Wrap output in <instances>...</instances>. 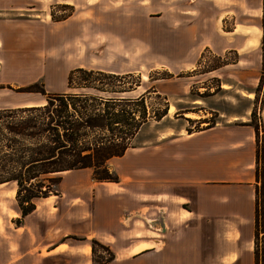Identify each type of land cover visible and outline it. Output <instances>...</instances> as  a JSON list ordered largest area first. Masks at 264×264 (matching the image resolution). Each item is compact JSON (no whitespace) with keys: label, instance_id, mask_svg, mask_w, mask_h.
<instances>
[{"label":"crops","instance_id":"crops-1","mask_svg":"<svg viewBox=\"0 0 264 264\" xmlns=\"http://www.w3.org/2000/svg\"><path fill=\"white\" fill-rule=\"evenodd\" d=\"M54 2L86 7L87 37L94 36L96 20L107 33L103 36L140 37L143 14L161 23L158 36L222 39L216 54L232 48L242 52L244 46L239 47L234 39L245 42L261 36L250 29L255 24L248 25L255 22L254 17H249L250 0L245 4L238 0ZM41 3L0 0L1 53L10 48L29 49L31 38L48 36L50 12H44L43 18L29 13ZM75 18L72 14L61 20L70 22L68 28L56 25L60 26L61 37L80 36ZM112 23L118 32L112 30ZM40 45L37 42L34 46ZM63 51H57L58 66L63 72L82 66L74 60L68 65ZM33 58V62H20L10 68H41L40 56ZM4 60L5 56L2 69L7 66ZM258 78L259 75L256 81ZM3 82L0 89L12 91L16 89L13 86L25 83L15 84L11 79ZM32 94L38 99H9L0 107L43 101L39 93ZM260 116L258 132L246 116L240 121L226 120L186 134L162 135L148 145L131 146L115 158L111 167L118 181L95 180L90 168L62 172L58 193L36 198L35 208L26 216L21 218L16 202L21 221L16 228L29 238L24 250L29 261L40 264L45 257L61 264H92L91 239H96L114 253L108 264H255L256 189L260 186L256 152L260 141H264V105ZM258 238L264 249V228ZM17 242L0 245V250L8 254L0 264L18 259L14 254ZM21 253L18 244L16 254ZM35 254L40 257L34 258Z\"/></svg>","mask_w":264,"mask_h":264},{"label":"rangeland","instance_id":"rangeland-1","mask_svg":"<svg viewBox=\"0 0 264 264\" xmlns=\"http://www.w3.org/2000/svg\"><path fill=\"white\" fill-rule=\"evenodd\" d=\"M117 1L122 2V0ZM238 1H242L243 4L246 2V0ZM41 2V7L30 10L29 13L32 17L43 18L44 12H50L52 21L49 22L48 36L31 38L29 49L10 48L5 53L0 52V65L2 66L1 61L4 56L7 65L3 69L0 67V84H5L4 80L11 79L15 84L25 82L22 86L38 82L49 92L66 89L63 92L106 95L94 89L67 88L68 74L77 66L68 68V72L62 71L58 66L57 51L63 49L62 56L67 59L68 65H72L71 60H74V63H82L80 67L103 69L120 75L132 73L131 77L125 79V83L121 84L119 81L114 83H116V89L128 86L133 88L122 93L125 97L139 100L141 95L144 96L143 100L148 111L147 119L131 140L133 146L148 145L166 134L173 135L178 132L186 134L209 124L213 125L226 120L240 121L246 116L250 117V120L253 118V122L259 125L260 111L264 105V0L249 2L252 5L249 17H254L255 22H248V25L255 24L249 27L254 29L255 33H261V36L252 37L245 42V39H234L239 47L244 46V50L239 52L232 48L222 54L215 52L222 40L219 38L158 36L161 33L159 32L161 23L152 21L146 14H143V32L140 37L103 36L105 31L101 30L100 21L97 20L94 36L87 37L86 7L56 4L54 0H41ZM243 9L246 11V8ZM72 14L76 15V27L80 36L63 38L59 33L60 26L56 25H64L68 28L70 22L61 20ZM240 16L243 15L240 14ZM246 28V26L241 27V29ZM115 29L118 32V28L112 23V30L115 31ZM37 42L41 44L38 48L34 46ZM34 55L40 56L41 68L25 70L10 68L20 62H33ZM29 63L28 66H30ZM166 74L170 77L164 78ZM258 75L259 78L256 81ZM138 77L141 81L139 85H136ZM73 84H76V80ZM36 97L30 92L18 94L15 89L13 91L0 89V106L9 99L28 101L38 99ZM42 103H45V99ZM131 107L138 110L141 108L139 104L131 105ZM170 107L171 110H169ZM164 108L167 109V113L157 117ZM252 111L253 117H251ZM187 112H193L196 117L187 116ZM11 115L14 117H2L0 123L19 121L21 116L24 119L27 117L26 113ZM7 136L10 134L8 133ZM25 142L27 141L22 138L21 143ZM261 143L260 141V145ZM115 158L108 162L110 169L117 161ZM48 184L51 189H55L51 182L45 180V185ZM14 187L13 183L0 185V245L8 242L13 245L18 240L14 245V254L18 259L9 264H35L29 261L30 256L24 252L25 244L29 242L28 236L23 234L22 230L19 234V229L16 228L21 221H17L20 220V214L16 209ZM18 244L22 253L17 255ZM7 256L8 254L0 250V260H6ZM34 256L40 257L36 254ZM108 257L107 251L96 246V253L92 254V262L95 258L97 260L95 264H102ZM39 263L61 264L45 257Z\"/></svg>","mask_w":264,"mask_h":264},{"label":"trees","instance_id":"trees-1","mask_svg":"<svg viewBox=\"0 0 264 264\" xmlns=\"http://www.w3.org/2000/svg\"><path fill=\"white\" fill-rule=\"evenodd\" d=\"M131 76L132 73L120 75L103 69L76 67L68 74L67 88L94 89L106 95L49 92L43 85L34 82L15 90L39 93L45 103L0 107V119L14 117L11 114L17 113H26L27 116L25 119L21 116L19 121L0 123V184H16L21 218L35 208L36 198L58 193L61 174L66 170L90 168L95 180L118 181V175L110 169L108 162L133 146L131 140L146 121L148 112L143 95L136 100L122 95L132 87L115 88L114 81L123 84ZM166 77L170 76L166 74ZM140 81L138 77L135 84L139 85ZM135 104L141 108H132L131 105ZM166 113L167 109L164 108L157 117ZM253 115L252 111L251 117ZM250 124L258 132L259 125L253 122V118ZM8 133L10 136H7ZM22 138L27 142L21 143ZM263 142L256 152V174L260 186L256 189L255 264H264V249L262 244L260 247L258 238L259 231L264 228ZM45 180L51 182L55 189H51L49 184L45 185ZM91 245L93 255L96 246L108 252L109 257L102 264H108L114 258L109 246L96 239H91ZM95 262L97 260L94 258L92 264Z\"/></svg>","mask_w":264,"mask_h":264},{"label":"bare ground","instance_id":"bare-ground-1","mask_svg":"<svg viewBox=\"0 0 264 264\" xmlns=\"http://www.w3.org/2000/svg\"><path fill=\"white\" fill-rule=\"evenodd\" d=\"M169 110H171V107ZM186 115L189 117H196V114H194L193 112H187Z\"/></svg>","mask_w":264,"mask_h":264}]
</instances>
